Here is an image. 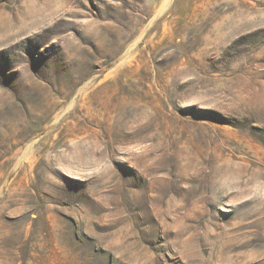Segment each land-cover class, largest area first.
I'll return each mask as SVG.
<instances>
[{
	"label": "rangeland",
	"instance_id": "rangeland-1",
	"mask_svg": "<svg viewBox=\"0 0 264 264\" xmlns=\"http://www.w3.org/2000/svg\"><path fill=\"white\" fill-rule=\"evenodd\" d=\"M0 264H264V0H0Z\"/></svg>",
	"mask_w": 264,
	"mask_h": 264
}]
</instances>
